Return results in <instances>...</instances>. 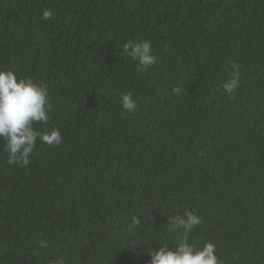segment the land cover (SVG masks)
I'll use <instances>...</instances> for the list:
<instances>
[{"label":"trees","instance_id":"16d2710c","mask_svg":"<svg viewBox=\"0 0 264 264\" xmlns=\"http://www.w3.org/2000/svg\"><path fill=\"white\" fill-rule=\"evenodd\" d=\"M128 41L159 63L139 72ZM9 70L46 85L50 119L33 127L63 139L38 137L19 166L0 137V264H151L186 210L202 220L189 243L264 264V0H0Z\"/></svg>","mask_w":264,"mask_h":264},{"label":"clouds","instance_id":"9594fccd","mask_svg":"<svg viewBox=\"0 0 264 264\" xmlns=\"http://www.w3.org/2000/svg\"><path fill=\"white\" fill-rule=\"evenodd\" d=\"M43 20L52 18L50 10H44L41 17ZM123 54L132 60L138 61L137 70L141 73L147 71L153 65L159 63V57L152 52L149 41L123 44ZM240 66L231 62L229 78L221 87L228 94L230 100L235 99L234 93L239 87ZM181 87L172 89L173 94H180ZM122 109L124 112H135L137 103L129 92L122 96ZM51 103L46 85L35 83L32 79H19L16 74L9 71H0V137L6 141L9 165L27 166L30 162L37 138L48 146H59L62 136L58 129L50 132L37 131L34 124H47ZM201 218L193 211L186 210L184 214L168 217V231L178 232L183 230V235L175 251L168 248V244L160 245L158 251L149 250L151 264H223L216 255L215 245L206 242L202 248H197L189 243V235L194 227L201 224ZM141 219L133 216L129 228L138 227ZM40 246L46 248L47 244L40 241ZM54 264H64L61 258Z\"/></svg>","mask_w":264,"mask_h":264}]
</instances>
